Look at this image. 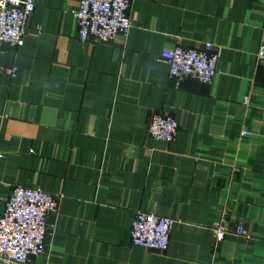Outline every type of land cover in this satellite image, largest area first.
Returning a JSON list of instances; mask_svg holds the SVG:
<instances>
[{"label": "crops", "instance_id": "obj_1", "mask_svg": "<svg viewBox=\"0 0 264 264\" xmlns=\"http://www.w3.org/2000/svg\"><path fill=\"white\" fill-rule=\"evenodd\" d=\"M78 2L36 0L22 43L0 41V215L14 184L59 195L30 264H264V0H131L127 36L84 42ZM204 42L213 82L175 86L161 50ZM136 210L174 220L165 251L130 243ZM221 215L244 233L215 246Z\"/></svg>", "mask_w": 264, "mask_h": 264}, {"label": "built area", "instance_id": "obj_2", "mask_svg": "<svg viewBox=\"0 0 264 264\" xmlns=\"http://www.w3.org/2000/svg\"><path fill=\"white\" fill-rule=\"evenodd\" d=\"M131 0H79L75 18L80 41H106L117 34L127 36L131 27ZM36 6V0H0V41L22 43L25 28ZM220 46L204 42L201 48L176 45L164 48L159 60L168 68V78L179 86L183 78L210 85L217 72ZM258 63L264 62V28L257 49ZM14 77L16 67L5 69ZM177 120L169 114L153 111L147 132L154 141L172 142L178 132ZM242 134L249 135L248 130ZM59 195L36 186L14 184L0 215V264H30L32 257L45 254L48 217L56 214ZM174 220L144 210H136L130 226V243L151 250L165 251L170 242ZM217 246L227 235L243 234L241 226L230 228L223 215L209 226Z\"/></svg>", "mask_w": 264, "mask_h": 264}]
</instances>
